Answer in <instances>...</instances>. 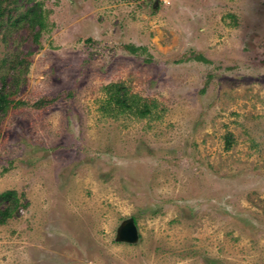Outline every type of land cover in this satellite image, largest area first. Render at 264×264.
Returning a JSON list of instances; mask_svg holds the SVG:
<instances>
[{
	"label": "rangeland",
	"instance_id": "374dc122",
	"mask_svg": "<svg viewBox=\"0 0 264 264\" xmlns=\"http://www.w3.org/2000/svg\"><path fill=\"white\" fill-rule=\"evenodd\" d=\"M2 77L0 264H264V0H6Z\"/></svg>",
	"mask_w": 264,
	"mask_h": 264
},
{
	"label": "trees",
	"instance_id": "16d2710c",
	"mask_svg": "<svg viewBox=\"0 0 264 264\" xmlns=\"http://www.w3.org/2000/svg\"><path fill=\"white\" fill-rule=\"evenodd\" d=\"M6 0H0V16L1 9ZM24 19L32 29L39 26L35 30L34 40L39 41V37L44 26L42 20V12L35 6H32L24 15ZM131 51H136L138 47L129 46ZM2 83L0 84V122L4 116L8 113L11 104L14 102V92H12L5 82V78L2 77ZM106 91L108 92V101L105 105L107 111H116L119 113L131 112L140 117L147 116L153 111L154 105L149 103L142 96L132 93L123 83H111L106 85ZM27 204L23 203L22 197L16 189H7L0 192V224L5 223L11 218L17 211Z\"/></svg>",
	"mask_w": 264,
	"mask_h": 264
},
{
	"label": "water",
	"instance_id": "95a60500",
	"mask_svg": "<svg viewBox=\"0 0 264 264\" xmlns=\"http://www.w3.org/2000/svg\"><path fill=\"white\" fill-rule=\"evenodd\" d=\"M117 238L120 241H124L127 243H135L139 239V230L138 226L135 222V219L133 217H130L124 221L119 229H118V235Z\"/></svg>",
	"mask_w": 264,
	"mask_h": 264
}]
</instances>
